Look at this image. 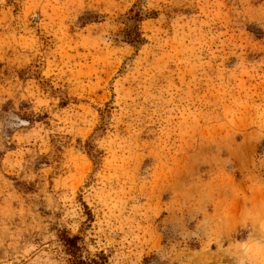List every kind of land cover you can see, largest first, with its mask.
<instances>
[{
    "label": "rangeland",
    "instance_id": "1",
    "mask_svg": "<svg viewBox=\"0 0 264 264\" xmlns=\"http://www.w3.org/2000/svg\"><path fill=\"white\" fill-rule=\"evenodd\" d=\"M69 250L264 264V0H0V264Z\"/></svg>",
    "mask_w": 264,
    "mask_h": 264
},
{
    "label": "trees",
    "instance_id": "2",
    "mask_svg": "<svg viewBox=\"0 0 264 264\" xmlns=\"http://www.w3.org/2000/svg\"><path fill=\"white\" fill-rule=\"evenodd\" d=\"M67 240V239H66ZM69 255L68 257V264H104L103 257H99L98 255L97 258H90L88 260H85L84 258H80V256L76 255V252L70 251L67 253Z\"/></svg>",
    "mask_w": 264,
    "mask_h": 264
}]
</instances>
